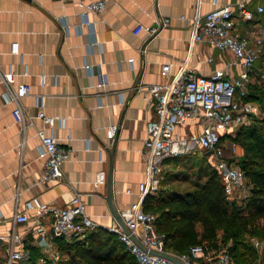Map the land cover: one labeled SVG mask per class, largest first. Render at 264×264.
<instances>
[{"label": "crops", "instance_id": "0c3cea01", "mask_svg": "<svg viewBox=\"0 0 264 264\" xmlns=\"http://www.w3.org/2000/svg\"><path fill=\"white\" fill-rule=\"evenodd\" d=\"M197 2L105 0L104 8L90 15L91 29L81 22L77 0H0V70L11 68L18 83L30 85V92L21 96L19 103L32 122L22 134L20 124L11 115L12 104L1 96L4 87L0 82V211L6 218L0 223V234L12 227L11 216L24 210L28 200L37 198L39 202L63 206L75 191L82 193L96 227L114 225L117 220L106 200L110 159V188L116 211L142 201L138 184L145 178L149 159L143 145L146 122L156 113L140 89L162 80L163 64H170V76L183 66L208 75L225 67L232 58L229 50L191 41ZM210 2L202 0L200 4L202 20L212 8ZM259 3L262 0H248L245 7L264 26V12H255ZM163 18L169 19L168 26L150 34L148 29ZM137 24L145 28L135 34ZM250 27V21H237L241 36L250 37ZM93 38L97 43L90 44ZM13 41L19 44V54L10 52ZM129 58H133L132 63ZM85 61L91 65L90 71L84 67ZM98 64L107 78L103 87L98 85ZM256 64L253 75L260 71ZM239 70L238 65H231L229 75H237ZM36 97L43 98L46 114L64 117L66 126L62 128L55 121L50 127L38 118L41 107ZM121 98L124 102H120ZM110 124L118 127L112 144ZM187 125L177 130L189 133L197 129L193 122ZM41 127L72 151L63 164L60 182L42 178L43 160L38 156L39 140L35 135V129ZM104 145L108 146L100 159L99 150ZM22 161L26 164L22 165ZM165 165L170 162L163 161L162 173ZM102 169L106 180L95 187L96 174ZM26 212L30 217L28 225H32L35 210ZM25 227L15 225L19 231ZM28 243L30 237L25 245ZM3 255L0 249V259Z\"/></svg>", "mask_w": 264, "mask_h": 264}, {"label": "built area", "instance_id": "2783aa9c", "mask_svg": "<svg viewBox=\"0 0 264 264\" xmlns=\"http://www.w3.org/2000/svg\"><path fill=\"white\" fill-rule=\"evenodd\" d=\"M248 0H238L234 3H221L211 0L212 8L205 13L203 20L199 10L202 0H198L197 9L192 17L191 41L205 42L222 51L232 53L231 60L223 68H217L211 74L202 75L189 68L181 67L174 76H170V64L161 66V81L140 89L150 99L156 117L146 122V136L143 141L149 159L145 178L139 182L140 197L147 193L158 192L161 183L162 163L167 158H174L181 154L201 151L208 157L211 167L215 169L224 186L227 196L242 195L248 191L249 185L243 170L234 158L226 159L225 152L235 154L237 143L228 142L235 136L236 131L248 125L259 116L260 104L246 99L249 85L264 84V66L259 73L253 75L252 68L262 58L264 51V26L255 19L252 11L245 7ZM82 24L92 27L91 14L100 12L105 6V0H77ZM255 12H264V0L256 5ZM184 18V16H181ZM251 22L250 37L241 36L236 29L238 20ZM169 24L168 18L159 20L148 29L150 34ZM68 28L67 22L63 23ZM145 27L137 24L134 33L137 34ZM92 29V28H91ZM93 35V32H91ZM97 43L93 38L90 44ZM10 52L19 54L17 41L11 42ZM41 61V56H39ZM211 59V58H209ZM130 63L133 58H129ZM238 65L237 75H229V66ZM84 67L90 71L91 65L86 61ZM99 67L98 85L104 86L107 78ZM26 73V71H25ZM16 73L8 68L0 70V82L3 84L2 98L4 102L12 104L11 115L14 121L21 126L24 134L26 126L32 124L26 117L19 99L30 92V85L18 83ZM41 109L37 117L52 127L57 121L62 128L66 126L64 117L48 115L42 109L43 98L36 97ZM120 102H124L121 98ZM197 126V130L181 133L177 129L183 125ZM117 124H110L109 144L113 143L117 132ZM38 137V156L43 160L42 178L52 182H60L63 176L62 167L70 158L71 149L61 145L53 133L46 132L45 128H36ZM108 145L99 150L100 159ZM23 151V142L20 144L19 154ZM209 152V154H207ZM26 162L22 161V165ZM106 180L104 169L99 170L94 180V186L103 184ZM34 209L32 225H28L30 217L27 210ZM125 228L119 222L106 229L115 233L124 244L126 250L135 258V264H176L165 255L176 257L184 264H235L231 254L224 248L207 250L202 245L191 246L188 252L176 254L165 249V234L156 229L157 214L146 211L142 201L136 200L119 211ZM12 227L0 234V249L3 257L0 264H19L29 259V250L25 241L30 237L32 245L40 248L42 255L39 264L48 259L57 261L60 252L55 240L63 238L83 239L88 231L96 227V223L87 213L86 203L79 191L73 192L63 206H56L39 202L37 198L28 200L24 210L16 211L11 216ZM0 211V223L5 221ZM25 225L24 230H16L15 225ZM256 249L263 247L261 240H254ZM264 264V263H263Z\"/></svg>", "mask_w": 264, "mask_h": 264}, {"label": "trees", "instance_id": "16d2710c", "mask_svg": "<svg viewBox=\"0 0 264 264\" xmlns=\"http://www.w3.org/2000/svg\"><path fill=\"white\" fill-rule=\"evenodd\" d=\"M246 99L264 106V84L249 85ZM230 140L241 143L244 150L238 161L250 188L244 208L229 201L218 172L202 163L197 175L203 179L195 181L190 190L161 189L143 197V209L157 214L156 229L165 234L167 251L183 254L199 244L207 250L220 249L231 240L226 250L234 263L254 264L256 252L245 236L251 232L264 237V119L254 118L241 126ZM55 243L69 264H135L117 235L101 226L88 231L81 240L57 238ZM25 247L29 259L19 264H38L40 248L30 243ZM54 262L48 259L44 264Z\"/></svg>", "mask_w": 264, "mask_h": 264}, {"label": "rangeland", "instance_id": "374dc122", "mask_svg": "<svg viewBox=\"0 0 264 264\" xmlns=\"http://www.w3.org/2000/svg\"><path fill=\"white\" fill-rule=\"evenodd\" d=\"M256 65L259 69L262 66H264V51H263L262 58L259 60V63H257ZM260 111H261L260 115L255 117V119H259V120L264 119V106L262 104H260ZM236 143L238 146L236 153L232 155L230 154L229 151H226L225 153L226 159L229 160L231 158H234L235 161H239L240 158H242L244 154L243 147L241 143L239 142H236ZM169 162H170V165L169 166L165 165L163 173L161 172V183H160V188L158 191H160L161 189H165V190L171 189V190H177L179 192L190 190L193 187L195 181L203 179V178L198 177L197 175L198 166L202 163L206 166L207 169H211V164L209 162L208 157L205 156L199 150H197L195 153L189 152L186 154L178 155L175 158H169L167 163ZM174 174H177V175H174ZM249 190L250 188H248V191L240 196L232 195V196H228L227 198L229 199L230 202L236 204L238 207L244 208L247 197L250 194ZM243 214L247 215L246 212ZM256 239L261 240L263 242V247L261 249H256L254 247L253 242ZM245 241L255 249L256 258L254 260V264H263L264 263V237L259 236L255 233L253 234L251 232H247L245 236ZM230 244H231V240H228V242L224 246H222L220 249L222 248L226 249ZM54 263L55 264H69L68 257L65 254H60L59 259L55 261Z\"/></svg>", "mask_w": 264, "mask_h": 264}, {"label": "water", "instance_id": "95a60500", "mask_svg": "<svg viewBox=\"0 0 264 264\" xmlns=\"http://www.w3.org/2000/svg\"><path fill=\"white\" fill-rule=\"evenodd\" d=\"M207 154H209V152H207ZM110 158H111V155H110ZM111 168H112V164H111V159H110L109 175H108V179H107V196H106V200L108 202L109 209H110L112 215L114 216V218L117 220V222H119L122 225L123 228H125V226L123 225V222H122V220L120 218L119 212L116 211V209L114 208L113 203H112V195H111V188H110V172H111ZM163 255L165 257H168L169 259H171L176 264H184L182 261H180L176 257L170 256V255H165V254H163Z\"/></svg>", "mask_w": 264, "mask_h": 264}]
</instances>
